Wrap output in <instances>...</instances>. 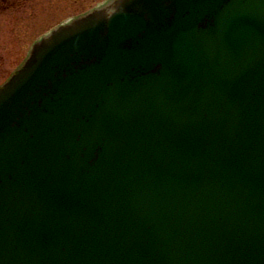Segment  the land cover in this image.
<instances>
[{"label": "water", "instance_id": "obj_1", "mask_svg": "<svg viewBox=\"0 0 264 264\" xmlns=\"http://www.w3.org/2000/svg\"><path fill=\"white\" fill-rule=\"evenodd\" d=\"M0 264H264V0H108L0 86Z\"/></svg>", "mask_w": 264, "mask_h": 264}, {"label": "rangeland", "instance_id": "obj_2", "mask_svg": "<svg viewBox=\"0 0 264 264\" xmlns=\"http://www.w3.org/2000/svg\"><path fill=\"white\" fill-rule=\"evenodd\" d=\"M107 0H9L0 6V84L27 56L32 44L56 24Z\"/></svg>", "mask_w": 264, "mask_h": 264}, {"label": "flooded vegetation", "instance_id": "obj_3", "mask_svg": "<svg viewBox=\"0 0 264 264\" xmlns=\"http://www.w3.org/2000/svg\"><path fill=\"white\" fill-rule=\"evenodd\" d=\"M8 2H9V0H0V6L3 5V4H5V7H7L6 4Z\"/></svg>", "mask_w": 264, "mask_h": 264}]
</instances>
